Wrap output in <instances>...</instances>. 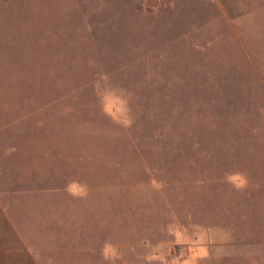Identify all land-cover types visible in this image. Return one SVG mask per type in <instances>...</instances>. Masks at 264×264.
Here are the masks:
<instances>
[{"label": "rangeland", "instance_id": "rangeland-1", "mask_svg": "<svg viewBox=\"0 0 264 264\" xmlns=\"http://www.w3.org/2000/svg\"><path fill=\"white\" fill-rule=\"evenodd\" d=\"M0 203V264H264V0H0Z\"/></svg>", "mask_w": 264, "mask_h": 264}, {"label": "crops", "instance_id": "crops-1", "mask_svg": "<svg viewBox=\"0 0 264 264\" xmlns=\"http://www.w3.org/2000/svg\"><path fill=\"white\" fill-rule=\"evenodd\" d=\"M2 205H1V203H0V212H1V210H2V212L4 211V207L2 208ZM22 247V249H23V252L24 253H26V254H24L25 255V257H31V255L25 250V246H21ZM27 261H31V260H27Z\"/></svg>", "mask_w": 264, "mask_h": 264}]
</instances>
